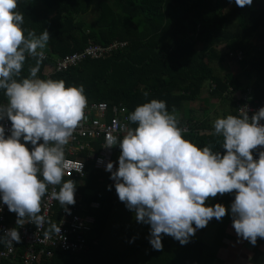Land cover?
Segmentation results:
<instances>
[{
  "label": "clouds",
  "instance_id": "1",
  "mask_svg": "<svg viewBox=\"0 0 264 264\" xmlns=\"http://www.w3.org/2000/svg\"><path fill=\"white\" fill-rule=\"evenodd\" d=\"M234 2L243 8L253 0ZM17 8V0H0V90L7 98L0 105V120L11 123L7 137L0 126V202L16 214L17 225L39 227L41 201L49 185L60 186L51 198L62 209L75 204L76 183L64 179V146L84 118L87 98L82 85L66 88L62 79L38 78L50 34L45 29L25 35L24 16ZM28 57L36 63L24 78ZM127 120L136 127L118 125L122 138L106 134V148L118 145L120 155L116 170L109 162L105 171L111 173L119 201L134 212L136 222L150 226L153 250L162 251V234L183 246L213 218L220 221L228 209L205 202L233 192L230 213L236 235L253 246L258 237L264 239V151L258 159L252 155L264 146V107L251 118L241 109L239 116L213 122V135L223 138V155L213 152L211 145L198 148L186 140L176 109L169 112L163 100L137 106ZM82 167L80 163L79 172ZM48 223L45 237L59 236L60 226ZM19 240L16 228L0 235V242L8 245Z\"/></svg>",
  "mask_w": 264,
  "mask_h": 264
},
{
  "label": "trees",
  "instance_id": "2",
  "mask_svg": "<svg viewBox=\"0 0 264 264\" xmlns=\"http://www.w3.org/2000/svg\"><path fill=\"white\" fill-rule=\"evenodd\" d=\"M17 11L24 16L22 28L25 35L43 30L50 34L44 51L38 78L64 80L67 87L83 86L87 103L121 104L128 115L135 108L152 99L163 100L168 111L173 107L180 119L183 137L198 148L212 146L213 152L224 154L223 138L213 135L210 124L196 120L192 108L186 104L197 100L205 83L208 94L229 102L230 115H236L238 96L251 90L260 100L264 96V0H253L251 6L240 8L234 0H17ZM126 44L112 49L105 57L86 59L64 71H55L56 61L80 52L88 45L107 48L112 44ZM226 51L222 53L219 47ZM229 52H241L243 59L237 62L242 76L251 82L250 89H241L239 75H233L225 66ZM28 57L21 76H28V69L35 66ZM220 64L227 72L215 75ZM222 64V65H221ZM216 72V73H215ZM215 73V74H214ZM217 73V74H219ZM256 74L255 79L253 75ZM148 96L145 97L144 93ZM236 93V96L232 95ZM253 93V91H252ZM254 96V95H253ZM7 98L0 90V105ZM229 112V113H230ZM129 127L135 124L129 122ZM123 136V135H122ZM122 136H119L122 138ZM21 143L23 141L21 140ZM26 147L31 150V144ZM112 162L120 155L118 145L112 148ZM81 158L85 154L79 155ZM109 174V173H107ZM75 180V179H72ZM77 180V179H76ZM83 184L76 185L79 202L89 207L97 203V209L87 214L95 220L92 230H98L97 238L88 237L89 249L79 255L54 252L50 264H213L226 226L231 219L230 205L235 193L218 194L208 198L206 206L219 203L228 213L217 221L213 218L206 227L196 232L181 245L162 234V251L153 250L149 239H141L131 245V232L116 237L112 243L104 236L107 220L113 213V204L106 195L111 186L110 175L85 164ZM78 181V180H77ZM8 220L15 213L8 211ZM194 227V225H193ZM94 228V229H93ZM213 230L208 242L204 235ZM146 231V225H143ZM116 239L123 244L116 246ZM115 240V241H114ZM22 248L16 255L20 264ZM11 259V258H10Z\"/></svg>",
  "mask_w": 264,
  "mask_h": 264
},
{
  "label": "built area",
  "instance_id": "3",
  "mask_svg": "<svg viewBox=\"0 0 264 264\" xmlns=\"http://www.w3.org/2000/svg\"><path fill=\"white\" fill-rule=\"evenodd\" d=\"M125 46L126 44L120 43L102 48L90 44L84 50L56 61L55 71H64L86 59L103 58L112 49ZM228 59L239 62L243 59V55L241 52H229ZM237 100L236 113L238 116L241 115V109H243L251 118L260 108L264 107V96L260 100L254 101L249 92L242 93ZM127 116L128 110L121 104L87 103L84 109V118L73 131L69 142L64 146V179H83L85 164H91L94 169L109 173L105 171V167L107 163L112 162L113 147L106 148V134L112 132L118 137L122 136L123 132L119 130L118 125L129 126ZM260 124L264 125V120H261ZM0 126L4 127L6 137L10 135L11 123L6 118L0 120ZM183 131L187 132L188 129L184 127ZM256 150L264 151V146H258ZM80 154H85V156L81 158ZM80 163L83 165L81 172H79ZM113 171H115L114 167ZM69 173H72L70 177ZM59 187V185L48 186V191L41 201L39 215L43 217V222L39 227L32 223H25L21 227L16 224L17 216H12L8 220V208L0 202V209H2L0 211V235H3L8 229L16 228L20 237L19 243L13 242L11 245L0 242V259L15 258L18 249L22 248L20 264H50L48 260L53 257L54 252L79 255L89 249L87 240L95 220L87 214V211L97 209L99 205L90 203L86 208L79 202L75 193V204L66 206L68 211H65L58 201L51 198L53 190L58 192ZM49 221L60 226L59 236L53 233L51 238L45 237L44 233L49 227Z\"/></svg>",
  "mask_w": 264,
  "mask_h": 264
},
{
  "label": "rangeland",
  "instance_id": "4",
  "mask_svg": "<svg viewBox=\"0 0 264 264\" xmlns=\"http://www.w3.org/2000/svg\"><path fill=\"white\" fill-rule=\"evenodd\" d=\"M219 51L224 53L226 49L223 46L219 47ZM226 67L227 70L231 74H235L238 70L235 67V64L233 61L230 59H225ZM220 64L214 63L212 67L214 68L215 71L218 69V71L224 69V67L221 69V67L218 68ZM222 65V64H221ZM225 70V69H224ZM227 70L223 71L222 73H219L215 75H219L222 77ZM232 95L236 96V93H233ZM239 98V96H238ZM184 107L186 109L192 108V116L196 120H201L202 122L206 123L207 125L210 124V127L213 126V122L217 118H224L226 117L227 114H229V107L230 104L227 100L225 99H220L218 97H213L208 94V83H205L203 86V89L200 93V96L197 97V100H194L190 102L189 104H186ZM119 157V156H118ZM118 157L115 161H113V167L116 170L118 167ZM105 175H111L107 174L106 172H102ZM77 186H81L83 184L82 180H73ZM110 189L106 195L107 202L110 204H113V213L111 214L110 218L107 220L106 226H105V231H104V236L109 241V243H112V235H116V237L122 236L124 234H128V231H130V228L134 225H138V228H134L133 231L131 232V245L135 244L136 242L141 241V239H149V231H150V226L142 223H137L135 220V214L132 211H129L126 207L125 204L120 202L116 191L114 187V181L111 180V186L108 188ZM143 225H146V231L143 230ZM94 229V228H93ZM213 230L211 229L209 232V236L204 235L203 239L205 238L208 240L210 243L213 239V236H211V232ZM198 232H195V235L193 237H199L197 234ZM91 237L97 238L99 235L98 230H92L91 231ZM115 241V240H114ZM116 246H118V249H122L124 246H128V243L123 244L122 242H119V239H116Z\"/></svg>",
  "mask_w": 264,
  "mask_h": 264
},
{
  "label": "crops",
  "instance_id": "5",
  "mask_svg": "<svg viewBox=\"0 0 264 264\" xmlns=\"http://www.w3.org/2000/svg\"><path fill=\"white\" fill-rule=\"evenodd\" d=\"M233 63L237 68L236 70H238L235 74L239 75L241 89H250L252 86L251 82H253V80L250 82L248 81V79H245V77L242 76L240 69L237 67V62L234 61ZM255 77L256 74L253 75L252 79H255ZM251 95L253 98H259L256 95V92L254 93L253 89L251 90ZM230 114L231 112L227 115ZM252 155L255 159L256 157H258L259 152L254 149L252 150ZM209 234L210 232H208V234L206 235L209 236ZM221 241L222 246L218 249L217 256L213 264H264V239L258 237L255 246H253L248 241L244 240L241 237H238L232 227V218L229 220L226 226L224 236ZM0 264H17V261L16 258H11L8 260L1 259Z\"/></svg>",
  "mask_w": 264,
  "mask_h": 264
},
{
  "label": "water",
  "instance_id": "6",
  "mask_svg": "<svg viewBox=\"0 0 264 264\" xmlns=\"http://www.w3.org/2000/svg\"><path fill=\"white\" fill-rule=\"evenodd\" d=\"M0 262H1V259H0Z\"/></svg>",
  "mask_w": 264,
  "mask_h": 264
}]
</instances>
